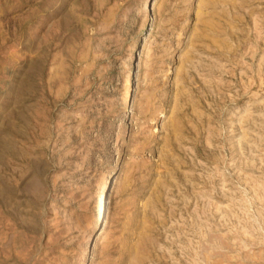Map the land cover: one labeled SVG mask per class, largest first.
Returning <instances> with one entry per match:
<instances>
[{"label":"rangeland","instance_id":"rangeland-1","mask_svg":"<svg viewBox=\"0 0 264 264\" xmlns=\"http://www.w3.org/2000/svg\"><path fill=\"white\" fill-rule=\"evenodd\" d=\"M0 264H264V0H0Z\"/></svg>","mask_w":264,"mask_h":264},{"label":"bare ground","instance_id":"bare-ground-1","mask_svg":"<svg viewBox=\"0 0 264 264\" xmlns=\"http://www.w3.org/2000/svg\"><path fill=\"white\" fill-rule=\"evenodd\" d=\"M112 178H107V180H105L104 183V189L106 190L108 188V186L111 183ZM115 180V179H114ZM105 198H106V193L104 192L101 196L100 199L98 201V207H97V218H96V222H95V227H98L102 224V217H103V213H104V206H105ZM101 232L99 233V237L97 239V243L101 240Z\"/></svg>","mask_w":264,"mask_h":264}]
</instances>
